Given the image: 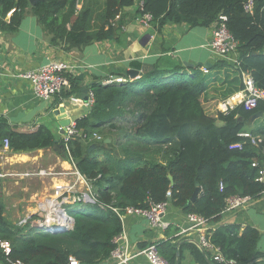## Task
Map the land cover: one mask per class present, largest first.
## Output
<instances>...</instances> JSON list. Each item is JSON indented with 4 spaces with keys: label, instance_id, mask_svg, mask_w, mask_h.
<instances>
[{
    "label": "trees",
    "instance_id": "trees-1",
    "mask_svg": "<svg viewBox=\"0 0 264 264\" xmlns=\"http://www.w3.org/2000/svg\"><path fill=\"white\" fill-rule=\"evenodd\" d=\"M248 0H144L159 28L166 24L190 26L214 25L220 15L226 17L229 30L239 41L241 68L251 72L256 85L264 89V0H254L251 13ZM77 2L81 8L77 9ZM136 0H0V29L14 31L30 10L37 16L50 43L64 42L69 50L112 38L117 15ZM10 15V21L7 17ZM188 72V73H187ZM71 89L59 93L63 98L79 91L76 78L69 77ZM244 88L240 69L224 59L210 67L174 65L171 69L154 68L126 83L93 82L94 92L89 115L76 121L88 135L97 132L102 139L77 138L70 142L71 156L62 143L63 157L73 160L92 186L94 201L80 202L74 208L70 226L65 230L17 226L6 215L0 195V241L10 243L7 254L0 244V262L22 264H98L115 248L114 237L123 230L120 216L113 208L148 207L150 202L169 201L184 213H196L213 222L222 218L226 199L232 195H264V143L255 146L248 132L264 139V98L256 108L239 105L223 114L218 105ZM130 113L131 133L121 143L125 156L116 150L112 133L118 117ZM125 129V128H123ZM9 138L15 152H34L54 147L59 141L46 125L32 132L14 130L8 119L0 118V146ZM109 143H105L106 139ZM99 146L89 151L92 144ZM242 145L240 146L237 145ZM258 161V166L253 162ZM170 176L173 177L171 181ZM199 182L201 191L192 199ZM221 184L223 189H221ZM171 192V200L167 196ZM1 192V186H0ZM70 204V205H76ZM236 223H223L213 231L212 240L227 258L247 264L264 257L258 249L260 232L248 225L240 232ZM170 264H179L184 246L171 238L157 242ZM199 264H215L196 246L186 243ZM179 253V257H178Z\"/></svg>",
    "mask_w": 264,
    "mask_h": 264
},
{
    "label": "crops",
    "instance_id": "crops-1",
    "mask_svg": "<svg viewBox=\"0 0 264 264\" xmlns=\"http://www.w3.org/2000/svg\"><path fill=\"white\" fill-rule=\"evenodd\" d=\"M139 1L136 0L133 6L124 8L118 15L119 18L113 24L118 29L112 38L69 50L64 49L67 47L65 42L61 45L50 43L43 25L30 10L16 30L0 29V118H7L11 127L19 132H32L46 125L56 134L59 141L54 147L34 152L19 153L12 150L3 153L0 150V170L11 174L18 172L17 168L39 165L46 161H53L63 168H70V162L63 160L51 150L58 152L57 148L62 147L61 124L55 110L60 106L66 107V114L72 122L89 115L92 105L83 98L82 90L89 88L93 82L104 84L111 75L130 78L127 71L132 69L143 75L154 68L171 69L177 63L210 67L218 60L208 48L214 25L190 26L183 23L166 24L159 28L152 23L146 27L137 20ZM10 15L11 13L7 17V22L10 21ZM52 61H65L74 66L66 72V75L76 78L78 83L75 85L80 89L71 97L63 98L56 95L48 100L39 98L34 93L32 84L19 76ZM205 63L208 65L206 66ZM12 178L18 177L7 175L0 179V186L4 184L3 190L6 195H10L12 191L11 188H6L7 183L12 182ZM14 184L13 186H17L21 192L19 193L21 197L8 203L3 199L7 215L8 210L14 213L11 207L17 208L19 203L24 204L25 210L30 209L33 204L36 206V201L32 198L39 195L38 191L29 190L20 182ZM53 206L59 208L55 200ZM8 218L17 223L12 219L14 216L11 213ZM165 218L170 225L166 229L153 230L149 228L146 218L127 217L125 230L130 245L133 248H144L151 242L171 238L172 242L184 246L183 257L179 258V264H199L190 248L185 246L189 243L186 240L196 238L198 231H193L191 236L184 234L178 237L180 226L186 224V213L170 205ZM213 223L219 224L218 228L223 223L239 224L241 233L248 225L255 227L260 232L258 249L264 253V195ZM129 264H148V262L140 256Z\"/></svg>",
    "mask_w": 264,
    "mask_h": 264
},
{
    "label": "built area",
    "instance_id": "built-area-1",
    "mask_svg": "<svg viewBox=\"0 0 264 264\" xmlns=\"http://www.w3.org/2000/svg\"><path fill=\"white\" fill-rule=\"evenodd\" d=\"M77 9L81 8V2H77ZM254 7V0H248L245 5V11L251 13ZM138 10H144V0H140L137 6ZM119 16L117 15L115 20H117ZM114 20V22H115ZM138 22L148 27L153 22V15L150 12H144L139 15L137 18ZM114 24V23H113ZM238 46L239 41L235 38L232 32L229 30L226 17L223 15L219 16L218 21L214 24L213 34L210 42L208 43V48L212 52V54L217 59H224L229 64L236 66L240 69V72L243 77L244 88L242 91L236 93L235 95L221 101L218 105L219 110L223 114L229 113L231 110L236 108L239 105H243L247 110H252L257 107L258 101L264 98V89L258 87L252 76L251 72L248 70H244L241 68V60L238 55ZM1 67V62H0ZM74 66L69 62L65 61H52L47 64H44L41 67H38L34 70H30L24 73L19 74L20 77L28 80L32 86L34 93L36 96L42 99H51L53 96L58 95L62 91L71 89V81L66 72L73 69ZM128 79L133 80L128 77L116 75H111L110 78L104 82V84H113V83H126ZM77 99L76 97H73ZM88 101L89 104L93 105L94 103V92L89 89L88 91ZM62 133V143L68 155L71 157L70 150V142L77 138H88V139H102V136L97 132H94L92 135H88L82 128H78L76 122H70L68 126L60 127ZM241 136H246L251 138L252 144L255 146H260L264 143V139L261 136L253 135L248 132L240 133ZM242 147V145H237ZM0 150L3 153H7L12 151L11 143L9 138H4L2 145L0 146ZM71 163L74 165L77 176L82 179L86 185L90 188L91 184L77 168L75 162L71 160ZM258 161L253 162V166H258ZM46 172L43 169L40 170H32L25 171L23 175H20L19 172H14L11 174L5 173L3 170H0V179L6 177L7 175H14L15 177H32L43 176ZM260 176L257 178L259 181L264 180V167L260 169ZM92 187V186H91ZM221 189H223V185L221 184ZM167 196L171 197V192L167 193ZM56 201L58 199H45L44 201L39 203V207L44 209L46 215L48 213H55L61 219L62 222L64 217H71L66 208L61 206L58 201L56 203L59 204V210L56 208L50 207L52 201ZM70 203H80L82 201H94V196L92 195L91 189L89 192H77L71 195L69 198ZM253 198L251 196H241V195H232L226 199V206L222 210V217H225L227 214L238 211L239 209L245 207L249 204ZM49 203V207H43L42 204ZM171 203L169 201H162L158 203L150 202L148 207H135V206H127L125 208H113V210L120 216L123 223V230L114 237V243L116 244L115 248L111 251L108 258H106L103 262L104 264H129L136 258L142 256L144 257L148 264H170V262L161 254L157 242H151L144 248H133L125 230V222L127 217L129 216H139L144 217L149 222V228L156 229H166L170 222L166 220L165 216L169 211ZM71 219V218H70ZM40 221V219H38ZM72 220V219H71ZM61 222V224H62ZM210 220L206 217L196 214V213H187L186 214V224L180 226L178 231V237L186 234L187 236H191L193 231H198V234L193 238H190L188 241L190 244L196 245L205 255V257L210 260V262L215 264H239L236 259L227 258L222 248L215 244L212 240L213 231L218 228L217 223H213L210 225ZM20 226L30 225L32 227L42 228L46 231H54L55 227L49 226L46 222V217L44 221L40 223H33L31 221V217L22 218L18 223ZM1 246L4 248L5 252L8 254L10 251V243L7 241H0ZM10 264H22L17 263L12 260H8ZM70 264H79V261L71 257ZM247 264H264V257H256L251 260Z\"/></svg>",
    "mask_w": 264,
    "mask_h": 264
},
{
    "label": "rangeland",
    "instance_id": "rangeland-1",
    "mask_svg": "<svg viewBox=\"0 0 264 264\" xmlns=\"http://www.w3.org/2000/svg\"><path fill=\"white\" fill-rule=\"evenodd\" d=\"M133 118L134 117L130 113H127L124 117L121 118L118 117L116 119L119 122L117 123L118 126L117 128L114 129V131H112L116 140V150L117 151L119 150L121 156H125V151L123 150L120 144L128 141V136L126 135V133H131L132 131V127L131 124L129 123V120H132ZM51 150L54 152V154L60 156L63 160H67L68 162H70V168H63L60 166V164H55V162L53 161L52 162L44 161L45 163L43 164L34 165L26 168H17L20 175H23V172L25 171L40 170V169H43L46 172V174L43 176L33 175L32 177H26V178L23 177H18L17 179L12 178V182L9 181L6 186V188L12 189V191H10V195H6L4 193L3 190L4 184L2 183L3 186L1 187L0 195L2 196L3 199L7 201V203L14 202L21 197L19 194L21 192L18 190V187L13 186L15 185L14 182L16 184L17 182H20V184L22 183V185L28 187L29 190L32 189L33 191H38L39 193L38 196H34L32 198V200L36 201L35 203L36 206H34L33 204L30 209L26 208L25 210V208L23 207L24 204L21 205L19 203L17 208L11 207L12 210H14V213L8 210V215L7 214L6 215L10 217V213H11V215L14 216V218L12 219L17 222V223L14 222L13 223L17 226H20L18 225V223L22 218H26V217H31V221L35 224L40 223L41 221L43 222L46 217V212L44 209H41V207H39V203L47 198L58 199L56 201H58L59 204H61V206L65 207L68 214L71 216L74 208L81 207L80 203L76 205H70L72 204L70 203L69 200L71 195L80 191L88 193L90 189L92 192V187L90 186L89 188L86 185V183L82 179H80L75 173L76 170L74 168V165L71 163V160H68L67 158L63 157L62 147L57 148L58 152H55L53 149ZM60 152L61 154H59ZM45 204L42 205L44 206ZM52 204L54 205V201H52ZM52 208H56V206H53ZM38 219H40V221ZM9 220L11 221V218ZM29 227L32 226L29 225Z\"/></svg>",
    "mask_w": 264,
    "mask_h": 264
},
{
    "label": "water",
    "instance_id": "water-1",
    "mask_svg": "<svg viewBox=\"0 0 264 264\" xmlns=\"http://www.w3.org/2000/svg\"><path fill=\"white\" fill-rule=\"evenodd\" d=\"M37 1H39V0H30V2H31L32 4H35ZM185 65H187V66H195V65L192 64V63H185ZM205 65L207 66L208 64L205 63ZM127 74H128V75L130 76V78L133 79V80H134V79H137V78H140L141 76H143V75H140V72H139V71H137V70H133V69H132V70H128V71H127ZM88 91H89L88 88H84V89L82 90V96H83V98H84L86 101H88ZM61 93H63V91H62ZM66 109H67L66 107H64V106H60V107H58V108L55 110V114L57 115V118L59 119V122H60V124H61L62 126H68V125L70 124V122L72 121L71 118L68 117V115L66 114V113H67V112H66V111H67ZM259 116H264V112L261 111V112L255 114V115L253 116V119H254V118H257V117H259ZM110 141H111V140L108 138V139H106L105 143H109ZM97 146H99L98 143H96V144H95V143L92 144V145L90 146V148H89V151H91L92 149L96 148ZM170 179H171V181H173V177H172V176H170ZM200 191H201V186H200L199 182L197 181V182H196V189H195V192H194V194H193L192 199H195V198L199 195ZM169 200H171V197L169 198ZM70 218H71L72 220H74L73 217H70ZM46 222H47V224H48L49 226L55 227V230H54V231L65 230V229H67L66 227L61 226L62 219H61L57 214H55V213H48V214L46 215ZM178 257H179V253H178Z\"/></svg>",
    "mask_w": 264,
    "mask_h": 264
},
{
    "label": "bare ground",
    "instance_id": "bare-ground-1",
    "mask_svg": "<svg viewBox=\"0 0 264 264\" xmlns=\"http://www.w3.org/2000/svg\"><path fill=\"white\" fill-rule=\"evenodd\" d=\"M43 207H49V203L45 204ZM50 207H53V204ZM56 209L59 210L58 207H56ZM70 223H71V219L69 217L65 216L64 217V220H63V222L61 224V226H63V227H69L70 226Z\"/></svg>",
    "mask_w": 264,
    "mask_h": 264
}]
</instances>
